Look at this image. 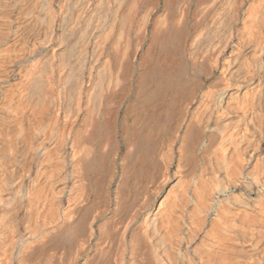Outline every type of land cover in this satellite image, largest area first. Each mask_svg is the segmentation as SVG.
I'll return each instance as SVG.
<instances>
[{"label":"bare ground","instance_id":"6f19581e","mask_svg":"<svg viewBox=\"0 0 264 264\" xmlns=\"http://www.w3.org/2000/svg\"><path fill=\"white\" fill-rule=\"evenodd\" d=\"M141 192L123 264H264V0H0V264H90Z\"/></svg>","mask_w":264,"mask_h":264},{"label":"rangeland","instance_id":"374dc122","mask_svg":"<svg viewBox=\"0 0 264 264\" xmlns=\"http://www.w3.org/2000/svg\"><path fill=\"white\" fill-rule=\"evenodd\" d=\"M205 144V143H204ZM198 153H200V152H198ZM201 156H200V154H198V156H196V158H195V160L194 161H192V163L190 162V163H188L185 167H187L188 166V168H190L191 166H193L194 164V167H196V165L199 163V168H193V167H191L192 169H190L189 171H191L190 173H191V176H190V180H191V177H192V173L193 174H197V173H199L201 170H202V163H201ZM195 161H196V163H195ZM198 162V163H197ZM190 164V165H189ZM192 164V165H191ZM188 168H186V170H188ZM188 171V172H189ZM199 171V172H198ZM187 176H188V174H187ZM188 176V177H189ZM187 180L189 181V178H187ZM187 181H186V178L182 181V184H183V186H185L184 184H186L187 185V183H186ZM175 183V181H173L170 185H169V188L173 185ZM168 188V189H169ZM182 188H181V185H179L177 188H176V190H181ZM96 197V198H95ZM95 197L93 196L92 198H91V204L92 205H94L96 208L94 209L96 212H94L93 214H98L97 212L99 211V209L100 210H103L101 207L103 206V208L106 206V205H108L109 204V208H110V211L108 210V212H106V214L107 215H105L104 214V216H105V218L103 217L101 220H96L95 221V223H97V227H99V225H101L100 223H102L103 225L105 224L106 226H105V228L104 229H106V230H104L103 232L102 231H98L97 232V237L94 239V241H93V243L91 244L92 245V248H93V246H94V248H93V254L92 255H95L96 253L97 254H99V256H101V257H99V256H97V254H96V256L94 257V256H91V257H93V263H95L96 262V264H107L106 262L108 261V264H123V260H122V253H123V249H124V236H125V238H126V240L127 241H129L131 238H132V235L134 234V236L136 237V238H138V240H143V238H141L142 236H143V234H142V231H140L141 229H140V224H141V222H142V219L140 218L139 219V221L138 222H136V223H133V224H131V226H130V228H129V231H128V234L127 235H124V230H125V227L127 226V224L129 223V221H130V215L131 214H133L137 209H139V208H141V205L143 204V201L147 198L146 197V194L144 193V192H141V193H134L131 197H130V200H129V208H128V210L130 209V211H126L125 212V214L124 215H122V216H113V214H112V212H111V207H113V203H109V201H108V204H105L104 205V201L102 200V198H100L99 199V197H97V195H95ZM95 198V199H94ZM162 199V198H161ZM95 200H96V202H95ZM101 200H102V202H101ZM94 203V204H93ZM103 203V204H102ZM100 205V206H99ZM94 206H92L93 208H94ZM107 207V206H106ZM97 208H99L98 210H96ZM106 209V208H105ZM93 212V211H92ZM23 215H24V212L22 211L21 212V214H20V216H22V217H19V222H21L22 224L24 223V221H22V219L21 218H23ZM124 216V217H123ZM90 217V216H89ZM89 217H88V219H89ZM113 217H114V219H113ZM111 219V220H110ZM115 222H114V221ZM112 221V222H111ZM100 222V223H99ZM108 224H107V223ZM114 222V223H113ZM112 225H111V224ZM21 224V225H22ZM99 224V225H98ZM114 224H115V227H114ZM4 227L5 225H4V223H3V221H0V227ZM23 226V225H22ZM139 227V228H138ZM111 228H112V231H111ZM138 228V229H137ZM137 229V230H136ZM140 229V230H139ZM108 230V232L107 233H109V234H107L106 233V231ZM134 230H136V231H138V232H136V231H134ZM105 233V234H104ZM100 234V235H99ZM106 237V240L104 239V236ZM10 234H7V238L8 239H12V238H10ZM109 236V237H108ZM138 236V237H137ZM101 239H100V238ZM102 238H103V240H102ZM139 238H141V239H139ZM106 241H108L107 243H106ZM110 241V242H109ZM94 242H95V245H94ZM96 243H99L100 244V246L102 247V251H101V247L99 248V249H97L96 248ZM104 244V245H103ZM105 247H107V248H109V249H107V248H105ZM140 248V251H141V247L142 246H139ZM145 246H143V248H144ZM145 248H147V247H145ZM41 249L42 248H40V249H38L37 250V254H34L33 255V258L31 259V261H30V263L31 264H48V262H47V260H45V258H47L46 257V253H45V255L43 254V251L41 252ZM44 249V248H43ZM105 249V250H104ZM106 249H107V253H106ZM110 250V251H109ZM40 251V252H39ZM96 251V252H95ZM145 251H146V253H147V255H145L146 253L144 252V250L143 251H141V253L142 252H144V256H145V258L147 259H150L149 261L150 262H153L154 264H156L158 261H157V259L156 258H153V256H152V254L151 253H149L150 252V248L148 249H145ZM47 252V251H46ZM52 251H50V252H47V254H50ZM100 252H102V253H100ZM5 253V252H4ZM40 253H42V254H40ZM102 254V255H101ZM12 256V257H11ZM10 256V253H7L6 255H2V259L3 260H6L7 262H11L12 264H16V262L18 261L17 259V256L16 257H13V255H11ZM43 257V258H42ZM42 258V259H41ZM96 258V259H95ZM99 258V259H98ZM105 259V260H104ZM147 259V260H148ZM102 260H104L105 261V263L104 262H102ZM107 260V261H106ZM92 262H90V264H93ZM29 263V264H30ZM153 263H151V264H153ZM18 264V263H17Z\"/></svg>","mask_w":264,"mask_h":264}]
</instances>
